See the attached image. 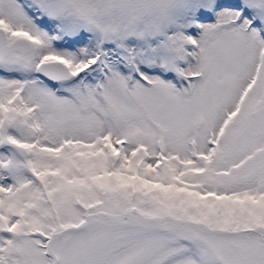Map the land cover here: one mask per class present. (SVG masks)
I'll return each instance as SVG.
<instances>
[{"label":"snow or ice","instance_id":"snow-or-ice-1","mask_svg":"<svg viewBox=\"0 0 264 264\" xmlns=\"http://www.w3.org/2000/svg\"><path fill=\"white\" fill-rule=\"evenodd\" d=\"M0 264H264V0H0Z\"/></svg>","mask_w":264,"mask_h":264}]
</instances>
